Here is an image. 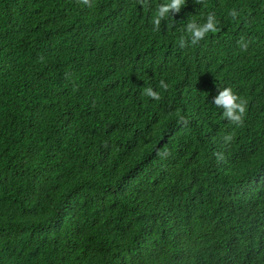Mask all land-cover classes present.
<instances>
[{"label":"trees","instance_id":"1","mask_svg":"<svg viewBox=\"0 0 264 264\" xmlns=\"http://www.w3.org/2000/svg\"><path fill=\"white\" fill-rule=\"evenodd\" d=\"M167 2L0 0V264H264V0Z\"/></svg>","mask_w":264,"mask_h":264},{"label":"clouds","instance_id":"2","mask_svg":"<svg viewBox=\"0 0 264 264\" xmlns=\"http://www.w3.org/2000/svg\"><path fill=\"white\" fill-rule=\"evenodd\" d=\"M196 4H205L206 0H194ZM77 4L85 5L88 7H92V0H76ZM137 3L144 6L147 9L148 0H137ZM186 5V0H169V2L161 4L157 7L155 13L152 16L151 23L153 25V31L159 32L160 31V24L162 20L169 19L171 13H179ZM245 10L240 8L238 11L235 7L228 11V16L231 17L232 21L237 23L240 22L241 19L244 18ZM173 18V17H171ZM218 19L216 14L213 12H209L206 16L205 22L198 23L196 19L190 20L186 26L185 31L187 33V37L181 36L178 44L180 48H186L189 46H195L200 41L204 40L205 37L209 34H215L220 31L218 28ZM249 42L244 40L242 37L239 41V47L242 51L246 52L248 50ZM159 88L167 91L169 85L161 79L159 81ZM143 95L152 98L153 100H160L161 95L159 92L155 91L152 87H146L143 89ZM213 104L218 109H222V117L227 119L232 125L236 127H242L244 124V118L247 112L248 102L247 100L238 96L232 88L224 87L218 91V95H216L213 99ZM179 124L187 126L189 123L188 119L184 116H180L178 121ZM223 144L222 148H227L231 145L234 140V135L229 133L223 136ZM157 156L161 158H166L170 155V152L167 148L159 150L156 152ZM217 158H223V152L217 153Z\"/></svg>","mask_w":264,"mask_h":264}]
</instances>
